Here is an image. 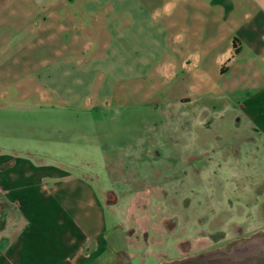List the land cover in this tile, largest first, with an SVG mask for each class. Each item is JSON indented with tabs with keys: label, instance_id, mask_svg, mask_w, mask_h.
<instances>
[{
	"label": "crops",
	"instance_id": "0c3cea01",
	"mask_svg": "<svg viewBox=\"0 0 264 264\" xmlns=\"http://www.w3.org/2000/svg\"><path fill=\"white\" fill-rule=\"evenodd\" d=\"M43 1L47 2L40 21L48 39L27 45L30 51L22 50L24 43L15 40L17 35L8 36L19 32L23 24L19 15L31 17L32 12L0 7V110L16 111L24 97L25 54L30 57L26 79L39 78L36 48L46 49L47 73L60 69L66 77L73 73L88 81L79 95L90 100H64V107H91L94 97L114 95L115 81L124 79V73L128 79L142 72L160 73L175 78L176 90L188 80L197 95L206 96L216 78L218 95L225 94L227 104L236 106L228 129H244L237 140L244 145L240 154L253 151L255 162L250 166L264 175V0H79L84 3L76 9H56L55 0ZM29 21L39 28V20ZM8 27L14 31L10 35ZM81 32L87 34L85 39ZM56 33H62L63 39H56ZM34 88H26L27 96L37 94L36 84ZM61 90L62 95H70L66 84ZM175 95L181 101L186 98V93ZM183 104H172V111L184 108ZM10 121L18 128L16 118ZM179 124L175 121V126ZM223 128L227 129L225 123ZM8 131L19 133L20 128ZM197 132L207 139L196 143L211 145L207 153L220 150L209 130ZM95 145L91 157L69 161L72 166L26 148L0 149V264H96L119 246L120 240L111 235L119 227L116 223L113 233H108L112 223L106 213L108 209L115 213V200L103 195L117 190L102 184L104 173L98 163L116 151L99 141ZM74 165L87 169L76 171ZM254 192L256 217L264 220V185ZM129 253L135 257L137 252ZM137 257L135 264L152 262L143 253Z\"/></svg>",
	"mask_w": 264,
	"mask_h": 264
},
{
	"label": "rangeland",
	"instance_id": "374dc122",
	"mask_svg": "<svg viewBox=\"0 0 264 264\" xmlns=\"http://www.w3.org/2000/svg\"><path fill=\"white\" fill-rule=\"evenodd\" d=\"M44 2L47 1L0 0V7L17 13L32 12L37 23L42 8L45 10ZM83 3L55 0L54 7L76 9ZM31 17L19 15L23 23L20 33H13V27H8L7 34L13 33L8 39L17 35L15 40L24 43L23 51H30L27 45L31 47V43L48 39L41 21L37 29L30 23ZM81 35L85 39L87 34ZM55 38L63 39L62 33H56ZM36 49L39 78L26 79L30 57L25 54L21 61L24 97L18 101L16 111L0 110V118L6 121H0V149L26 148L37 156L72 166L69 161L83 155L91 157L90 153L96 152V141L104 148H114L116 155L109 153L98 163L104 173L102 184L117 190L103 195L115 200V213L106 211L109 224L112 223L108 233H113L111 229L117 223L120 234L111 235L120 243L96 264H135L142 253L152 261L149 264H176L191 257L213 258L216 264H239L255 254L257 227L264 226V220L256 217L259 209L253 205L257 200L254 191L264 185V175L254 173L250 166L255 162L253 151L240 154L244 145L237 140L244 129H228L227 123L235 118L234 106L227 104L225 94L218 95L216 78L206 96L197 95V88L188 80H183L184 84L176 90L175 78L160 73L141 71L131 79L124 73V79L115 81L114 95L94 97L95 105L91 107H64V100H90L89 96L79 95L88 81L73 73L66 77L67 73L60 69L47 73L46 49ZM119 70L123 68L120 66ZM34 84L37 94L27 96L26 88L34 90ZM63 84L70 95H62ZM181 92L186 93L182 101L175 95ZM174 103H184V108L172 111ZM14 118L18 120L16 129L10 121ZM175 121L180 122L179 126H175ZM224 123L227 129L223 128ZM19 128V133L8 131ZM197 129L209 130L215 137V148L220 150L207 153L211 145L196 143L207 139ZM246 158L251 160L244 161ZM73 168L87 169L82 165ZM244 189L250 192L245 193ZM134 250L136 256L130 257L129 252Z\"/></svg>",
	"mask_w": 264,
	"mask_h": 264
},
{
	"label": "water",
	"instance_id": "95a60500",
	"mask_svg": "<svg viewBox=\"0 0 264 264\" xmlns=\"http://www.w3.org/2000/svg\"><path fill=\"white\" fill-rule=\"evenodd\" d=\"M176 264H216V261L213 258L191 257L185 258ZM239 264H263V261L256 254H253V256L247 257Z\"/></svg>",
	"mask_w": 264,
	"mask_h": 264
},
{
	"label": "flooded vegetation",
	"instance_id": "af4514ba",
	"mask_svg": "<svg viewBox=\"0 0 264 264\" xmlns=\"http://www.w3.org/2000/svg\"><path fill=\"white\" fill-rule=\"evenodd\" d=\"M258 237L255 239V254L263 261L264 264V226L257 227Z\"/></svg>",
	"mask_w": 264,
	"mask_h": 264
}]
</instances>
